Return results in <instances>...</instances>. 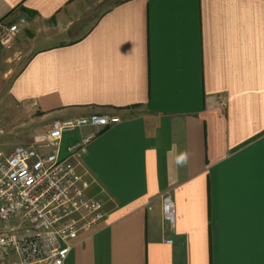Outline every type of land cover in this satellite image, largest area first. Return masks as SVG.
<instances>
[{"label": "crops", "instance_id": "crops-1", "mask_svg": "<svg viewBox=\"0 0 264 264\" xmlns=\"http://www.w3.org/2000/svg\"><path fill=\"white\" fill-rule=\"evenodd\" d=\"M18 17L2 107L120 118L61 141L92 134L75 161L107 212L63 264H264V0H0Z\"/></svg>", "mask_w": 264, "mask_h": 264}, {"label": "built area", "instance_id": "built-area-1", "mask_svg": "<svg viewBox=\"0 0 264 264\" xmlns=\"http://www.w3.org/2000/svg\"><path fill=\"white\" fill-rule=\"evenodd\" d=\"M26 24L24 17L0 22V45L9 47ZM119 120L98 113L55 119L30 143L0 149V264H63L74 236L107 217L103 202L87 195L75 161L92 134L68 146L64 156L61 141L82 126L103 128ZM161 212L165 223L174 222L169 194Z\"/></svg>", "mask_w": 264, "mask_h": 264}, {"label": "rangeland", "instance_id": "rangeland-1", "mask_svg": "<svg viewBox=\"0 0 264 264\" xmlns=\"http://www.w3.org/2000/svg\"><path fill=\"white\" fill-rule=\"evenodd\" d=\"M15 72L13 71L12 74ZM10 79V77H9ZM2 84V85H1ZM0 85L3 86L2 82ZM3 98H0V102ZM7 110L0 105V149L10 151L15 145L28 144L32 136L43 133L45 126L26 110Z\"/></svg>", "mask_w": 264, "mask_h": 264}]
</instances>
